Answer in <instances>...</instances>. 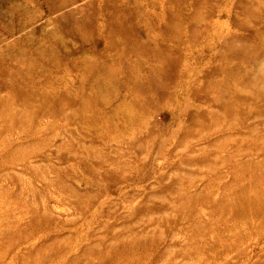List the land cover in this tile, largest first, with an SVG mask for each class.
Segmentation results:
<instances>
[{
	"label": "rangeland",
	"instance_id": "374dc122",
	"mask_svg": "<svg viewBox=\"0 0 264 264\" xmlns=\"http://www.w3.org/2000/svg\"><path fill=\"white\" fill-rule=\"evenodd\" d=\"M0 264H264V0H0Z\"/></svg>",
	"mask_w": 264,
	"mask_h": 264
}]
</instances>
